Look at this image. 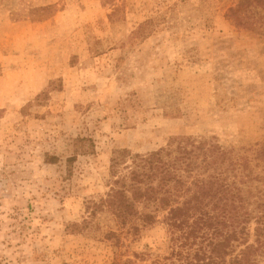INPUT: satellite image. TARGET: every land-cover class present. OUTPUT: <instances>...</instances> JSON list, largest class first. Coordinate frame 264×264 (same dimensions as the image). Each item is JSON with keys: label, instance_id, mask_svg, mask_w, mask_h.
<instances>
[{"label": "rangeland", "instance_id": "1", "mask_svg": "<svg viewBox=\"0 0 264 264\" xmlns=\"http://www.w3.org/2000/svg\"><path fill=\"white\" fill-rule=\"evenodd\" d=\"M238 1L0 0V264L177 262L166 210L153 225L120 227L100 201L115 152L146 154L173 138L254 166L264 35L227 18ZM203 157L186 181L208 175ZM253 170L264 178V163ZM176 242L191 252L208 245ZM253 258L264 264V251Z\"/></svg>", "mask_w": 264, "mask_h": 264}, {"label": "trees", "instance_id": "2", "mask_svg": "<svg viewBox=\"0 0 264 264\" xmlns=\"http://www.w3.org/2000/svg\"><path fill=\"white\" fill-rule=\"evenodd\" d=\"M262 12L264 0H239L226 16L233 25L262 30L264 35ZM188 144H195L194 140L178 137L165 148L146 154L115 152L110 167L112 185L100 205L111 212L120 227L136 218L145 226L153 225L158 222L155 212L166 210L162 223L174 245L172 251L179 256L173 264H255L254 253L264 251V190L253 182L263 184L264 178L253 177V167L264 163V144L254 157V166L248 160L235 163L228 151L216 145H208L203 152L199 143L193 149H188ZM199 153L204 155L203 168L208 169V175L196 171V177L186 181L183 174L189 175L191 166L202 168L194 161ZM75 159L67 160L69 170ZM120 165L126 168L124 175H118ZM140 202L155 206V211L138 214L134 205ZM251 224L255 226L254 243L247 241ZM197 237L208 240V245L191 252L181 250L184 242H176ZM235 243L242 245L237 252Z\"/></svg>", "mask_w": 264, "mask_h": 264}]
</instances>
